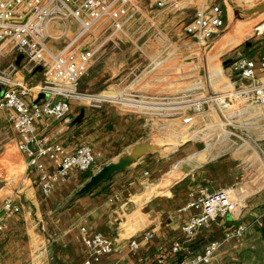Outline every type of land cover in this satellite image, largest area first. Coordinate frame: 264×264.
Wrapping results in <instances>:
<instances>
[{
	"label": "crops",
	"instance_id": "1",
	"mask_svg": "<svg viewBox=\"0 0 264 264\" xmlns=\"http://www.w3.org/2000/svg\"><path fill=\"white\" fill-rule=\"evenodd\" d=\"M133 1L139 13L127 28L148 26L154 35L165 37L160 29L164 25L168 27L173 22L169 17L178 11L161 9L155 0ZM185 1L193 3V0ZM68 26L70 36L74 37L79 30L77 23L70 21ZM51 28L52 38L48 44L58 51L64 43L57 36L64 27L55 23ZM133 37L130 47L122 45V37L109 48L105 45L107 42L103 43L88 81L80 84L81 91H96L112 97L114 85L128 78L130 71L141 67L140 57H134L140 36ZM155 41L159 44L157 39ZM252 43L248 54L237 52L235 55L250 56L263 49L257 41ZM163 46L161 44L156 52L159 53ZM13 62L18 67L12 74V81L28 90L26 99L29 102L47 99L43 73L40 70L34 74L25 72L13 56L2 58L0 67L8 68ZM151 66L152 63L146 69L153 71ZM71 107L67 120L44 117L37 122L38 130L50 140L61 142L69 152L82 144L90 145L95 157L92 174L105 164L132 155L139 148H144L141 152L144 155L132 157L136 161L128 169L83 195H79V191L89 178L85 179V173L74 170L45 196L36 171L27 167L26 157L17 148L19 137L11 125V112L0 109V149L5 153L15 146L18 154L14 155L20 161L16 163L17 169L22 170L19 177L0 188V264H80L86 253L83 235L94 233H102L123 248L121 253L106 256L98 264H174L179 256L172 254L171 247L184 238L182 227L195 212L184 208L198 189L215 192L242 186L251 196L243 203L240 218H221L210 228L203 229L191 249L198 253L210 241L222 239L224 231L240 223L247 224L249 230L242 241L224 244L208 264H264V162L260 161L259 153L262 150L264 157V112L254 117L256 122L250 136L235 131L238 134L234 141L231 133L224 132L196 141L183 140L181 146L163 154L162 151L148 153L149 147L156 142L152 141L139 116L117 112L109 105L92 107L75 100ZM82 109V121L73 124ZM48 164L51 168L53 163ZM7 198L20 207V211L10 217H5L3 211ZM258 220L263 223L262 227L257 225ZM149 233L152 237L146 239ZM130 240L139 243L135 253L128 251Z\"/></svg>",
	"mask_w": 264,
	"mask_h": 264
},
{
	"label": "built area",
	"instance_id": "2",
	"mask_svg": "<svg viewBox=\"0 0 264 264\" xmlns=\"http://www.w3.org/2000/svg\"><path fill=\"white\" fill-rule=\"evenodd\" d=\"M155 1L159 8L166 11L182 10L186 2ZM138 13L139 7L133 0H0V60L13 56L16 61L19 55H23L19 67L25 72L34 74L40 67L44 76L43 90L49 95L45 100L29 102L26 99L28 90L12 81V74L18 66L13 62L8 68L0 67V109L11 112V125L19 137L17 148L26 157L27 167L36 171L43 195H50L55 185L62 178L69 177L72 171H90L95 157L88 144L69 152L61 142L42 135L37 122L44 117L67 120L73 100L97 101L94 94L80 90V82L93 66L104 42L99 44L98 38L93 41L87 32L103 20L110 24L102 36L127 37L126 25ZM70 21H75L80 28L74 37L69 36ZM225 21L224 8L217 1H210L195 11L184 26V32L196 42L206 44L219 34ZM55 23H61L64 27L57 36L64 43L58 51L48 44L52 38L51 27ZM253 34L263 49L250 56L235 55L224 65V72L228 70L237 76V81L231 83L233 90L204 96L201 104H198V111L202 114L215 112L224 116V111L231 108L232 100H245L248 113L253 117L264 112V18L253 27ZM139 51L144 54L142 49ZM259 153L260 161L264 162L263 151ZM49 162L53 163L51 168ZM250 196L243 186L215 192L198 189L184 208L195 211L182 227L184 238L175 241L171 247L172 254L182 258L174 264H208L224 244L241 242L249 230V225L242 223L224 231L222 239L210 241L200 252L195 253L191 249L193 241L203 229L228 216L239 219L243 214V203ZM3 211L5 217H10L17 214L20 207L13 199L7 198ZM256 223L263 226L260 220ZM151 237L150 233L146 235V239ZM83 243L86 253L80 264H98L104 257L123 251L113 239L102 233L84 234ZM127 248L130 253H135L139 243L130 240Z\"/></svg>",
	"mask_w": 264,
	"mask_h": 264
},
{
	"label": "rangeland",
	"instance_id": "3",
	"mask_svg": "<svg viewBox=\"0 0 264 264\" xmlns=\"http://www.w3.org/2000/svg\"><path fill=\"white\" fill-rule=\"evenodd\" d=\"M202 1L194 2L193 0V3H185L182 10L169 17L173 19V22L168 27L164 25L160 29L165 37H160L162 35H157V33L154 35V31L148 26L140 29L134 27L129 29L126 26L127 37L122 35L124 41L122 45L130 47L132 46L131 40L134 41L133 36H140L135 44L137 47L134 57H140L138 63L142 64L141 67L130 71L128 78L114 85L112 97H105L107 94L93 91L88 93L97 96V101H83L82 103L92 107L109 105L117 112L122 113L123 111L139 116L140 121L151 135L152 141L156 143L168 137L174 138L177 142L188 139L196 141L201 137L205 139L206 136L214 137L221 133L224 134V131L225 134L231 133L232 141L238 134L235 131L241 132L245 137L252 135L250 133L256 121L252 114L248 113L249 107L245 100H232L231 108L224 111V116L215 112L202 114L198 111V104H201L200 101L204 96H213L221 91L233 90L231 83L237 81V76L228 70L224 72L225 62L232 59L237 52L248 54L245 43L255 41L253 27L264 18V10L250 16H243L240 12L257 7L264 3V0H218L217 3L224 8L226 13L225 25L219 34L206 44L198 43L193 39L188 40L183 30L195 11L203 6ZM205 1L210 2V0ZM234 8H238L239 12ZM109 24L102 20L94 25L87 32L89 38L91 37L93 41V38H98L99 44L107 42L105 44L107 48L113 42L118 43L119 35L102 36ZM77 28L80 30L79 25ZM86 35L85 38H87ZM155 39L159 44L155 43ZM161 44L164 45L163 49L157 53L156 50ZM139 49H142L144 54L140 53ZM169 54H172L171 57L166 59ZM161 58L164 60L161 65L156 68L151 66L153 71L146 69L149 64L153 65L155 60ZM91 69L81 82L88 81ZM211 123L220 125L218 130L203 137L201 129ZM184 131H186L185 134ZM181 145L182 143L177 147ZM177 147L151 148L148 153L162 151L164 154ZM3 150V148L0 149V156L3 154L0 158V188L5 184H10L22 173L16 165L20 162L19 158L14 155V153L18 154L17 148L14 146L12 150L4 151L5 153Z\"/></svg>",
	"mask_w": 264,
	"mask_h": 264
},
{
	"label": "water",
	"instance_id": "4",
	"mask_svg": "<svg viewBox=\"0 0 264 264\" xmlns=\"http://www.w3.org/2000/svg\"><path fill=\"white\" fill-rule=\"evenodd\" d=\"M235 11L239 12L238 8H234ZM264 10V3L261 5L250 9L248 11L240 12L243 16H250L254 15L256 13H259L260 11ZM252 41H247L245 43V46L247 49H249L252 46ZM23 59V55H19L17 58V65H20V62ZM230 60L226 61L225 64H228ZM37 70H41L39 67ZM1 86H0V93H1ZM84 117V110H81V113L78 117H76L73 121V124L80 123ZM144 151V148H139L136 152H134L132 155H125L121 157L117 162H110L108 164L103 165L96 173L92 174L88 181L84 184V186L79 191V195H83L92 189H94L96 186H98L101 183H104L106 181H109L115 174L125 171L128 169V167L135 162L136 160H132L131 158L134 156H137L138 158L140 156H143L144 154H141V152ZM156 264H163L161 262H157Z\"/></svg>",
	"mask_w": 264,
	"mask_h": 264
},
{
	"label": "bare ground",
	"instance_id": "5",
	"mask_svg": "<svg viewBox=\"0 0 264 264\" xmlns=\"http://www.w3.org/2000/svg\"><path fill=\"white\" fill-rule=\"evenodd\" d=\"M262 21V20H261ZM260 21V22H261ZM259 22V23H260ZM257 26V25H256ZM171 55L172 54H169L168 56H166V59L168 58L169 59V57H171ZM163 59L161 58V59H157V60H155L154 62H153V65H152V68H156V67H158L159 65H161L162 63H163ZM219 126L220 125H218L217 123H211V124H209V125H207V126H205V127H203L202 129H201V133H202V136L204 137V136H206V135H209L210 133H213V132H215L216 130H218V128H219ZM184 134L186 133V131H184L183 132ZM194 136V135H193ZM197 135H195V137H196ZM198 137V136H197ZM199 138H200V136H199ZM202 138V137H201ZM180 143H182V141H180V142H177V140H175L174 138H166V139H163V140H161V141H159L158 143H156V144H153L151 147H149V149H151V148H153V149H158V148H160V147H163V148H165V147H170V146H175V147H177Z\"/></svg>",
	"mask_w": 264,
	"mask_h": 264
},
{
	"label": "trees",
	"instance_id": "6",
	"mask_svg": "<svg viewBox=\"0 0 264 264\" xmlns=\"http://www.w3.org/2000/svg\"><path fill=\"white\" fill-rule=\"evenodd\" d=\"M91 175H92V172L91 171H88V172L85 173L84 178L85 179H88ZM181 259L182 258H179L178 260H181Z\"/></svg>",
	"mask_w": 264,
	"mask_h": 264
}]
</instances>
